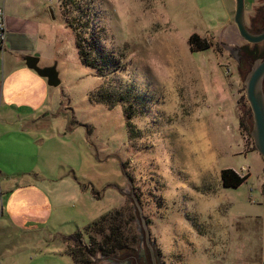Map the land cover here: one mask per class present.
Instances as JSON below:
<instances>
[{"label":"rangeland","instance_id":"rangeland-1","mask_svg":"<svg viewBox=\"0 0 264 264\" xmlns=\"http://www.w3.org/2000/svg\"><path fill=\"white\" fill-rule=\"evenodd\" d=\"M38 7L37 64H55L60 84L45 85L42 144L29 143L0 184L47 188L50 218L14 228L0 216V264H72L63 237L114 209L127 248L96 264L144 248L143 224L162 264H264V160L242 125L251 65L239 70L233 55L245 44L234 0H5L3 9L20 20ZM193 33L206 49L189 50ZM76 38L88 52L95 40L87 63L96 68L82 64ZM226 168L248 177L223 188Z\"/></svg>","mask_w":264,"mask_h":264},{"label":"crops","instance_id":"crops-1","mask_svg":"<svg viewBox=\"0 0 264 264\" xmlns=\"http://www.w3.org/2000/svg\"><path fill=\"white\" fill-rule=\"evenodd\" d=\"M257 2L258 0H251L247 4L248 9H253ZM0 5L4 8L5 0H0ZM40 10L42 9L39 7L33 9L34 15L20 14L19 20L20 16L15 9H4L6 36L0 45V174H3L5 169L22 163V158L28 156L26 149L29 143L36 151L43 142L46 121L44 108L48 99L45 97V78L39 77L24 63V57L32 55L37 50L38 33L34 35L32 28L40 18L39 15L41 16ZM44 18L48 23V19ZM39 36L43 38L42 35ZM37 66L42 67L40 64ZM15 183L5 177L3 186L0 184V216L5 223L7 222V226L21 228L22 224L19 225L17 219H29L31 215L33 219L38 214L40 219L50 218L45 213L47 209L44 207L45 199L42 196L43 193L50 195L49 190L41 187L46 191L41 193L34 184L31 186L24 181ZM13 192H16L18 197L11 204L9 197ZM54 200L58 201L54 198L48 207L50 210L58 211L56 207L61 204H55ZM64 254L68 256L66 245Z\"/></svg>","mask_w":264,"mask_h":264},{"label":"trees","instance_id":"trees-1","mask_svg":"<svg viewBox=\"0 0 264 264\" xmlns=\"http://www.w3.org/2000/svg\"><path fill=\"white\" fill-rule=\"evenodd\" d=\"M86 40L87 39L85 38H76V46L78 48L79 58L83 65L96 68L95 65L87 63L89 56L88 54H91L92 51L96 50L95 40L92 39L93 45L91 46V49H89V52L82 47V43H88ZM187 43L191 52L204 50L208 47L207 43L203 39H199L198 35L195 33L189 36ZM84 46L88 49V45ZM100 101L103 102V99ZM242 120V125L249 134L251 128L249 107ZM247 177V174L239 176L234 170L230 168L222 169L219 172L220 184L223 188L235 189L244 183ZM118 222L119 211L114 209L107 211L95 218L85 225L81 231L77 230L73 234L63 237L62 240L66 245V254L70 257L72 263L96 264L95 260H93V256L99 254L101 257L106 258L115 253V251L121 252L123 249H126L127 240L125 237H123L117 224ZM105 230H107V233H105ZM91 233L99 234L100 240L95 241ZM83 236H85L87 239L86 244L82 243Z\"/></svg>","mask_w":264,"mask_h":264},{"label":"water","instance_id":"water-1","mask_svg":"<svg viewBox=\"0 0 264 264\" xmlns=\"http://www.w3.org/2000/svg\"><path fill=\"white\" fill-rule=\"evenodd\" d=\"M234 4L233 23L236 26L239 37L249 44H257L264 41V32L252 34L245 27L243 22V0H234ZM37 62V53L24 57L26 67L33 70L39 77L45 78L47 86H59L60 80L58 78L55 64L47 67H38ZM263 76L264 58L256 59L251 63L249 71L244 76L243 84L245 100L250 109L251 117L249 134L252 138L255 151L264 160V91L261 86ZM134 202L136 203V200H134ZM143 231L144 240L148 243V232L144 224ZM151 263L154 264L153 260H151Z\"/></svg>","mask_w":264,"mask_h":264},{"label":"flooded vegetation","instance_id":"flooded-vegetation-1","mask_svg":"<svg viewBox=\"0 0 264 264\" xmlns=\"http://www.w3.org/2000/svg\"><path fill=\"white\" fill-rule=\"evenodd\" d=\"M254 14L248 19L247 30L252 34L264 32V0H259L253 8ZM237 61L238 69L241 70L244 65L250 64L256 59L264 58V41L257 44L246 43L235 47L233 52ZM150 246V249H149ZM162 264L158 260V253L155 246L148 241L144 248L137 251L122 252L112 264Z\"/></svg>","mask_w":264,"mask_h":264},{"label":"built area","instance_id":"built-area-1","mask_svg":"<svg viewBox=\"0 0 264 264\" xmlns=\"http://www.w3.org/2000/svg\"><path fill=\"white\" fill-rule=\"evenodd\" d=\"M6 36L5 32V22H4V9L0 6V45L4 41Z\"/></svg>","mask_w":264,"mask_h":264}]
</instances>
